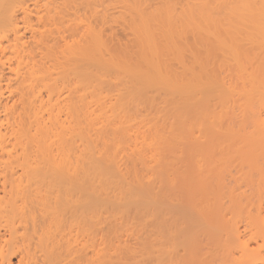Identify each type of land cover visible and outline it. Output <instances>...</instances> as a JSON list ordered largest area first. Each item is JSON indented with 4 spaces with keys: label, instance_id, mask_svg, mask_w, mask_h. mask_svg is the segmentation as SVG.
Returning a JSON list of instances; mask_svg holds the SVG:
<instances>
[{
    "label": "bare ground",
    "instance_id": "1",
    "mask_svg": "<svg viewBox=\"0 0 264 264\" xmlns=\"http://www.w3.org/2000/svg\"><path fill=\"white\" fill-rule=\"evenodd\" d=\"M0 264H264V0H0Z\"/></svg>",
    "mask_w": 264,
    "mask_h": 264
},
{
    "label": "rangeland",
    "instance_id": "2",
    "mask_svg": "<svg viewBox=\"0 0 264 264\" xmlns=\"http://www.w3.org/2000/svg\"><path fill=\"white\" fill-rule=\"evenodd\" d=\"M114 27V28H113ZM111 27L112 29H109L107 32L108 35L113 36V38L115 39H119V40H123V41H127L126 38V33L123 31V29H121V27L119 26H113Z\"/></svg>",
    "mask_w": 264,
    "mask_h": 264
}]
</instances>
